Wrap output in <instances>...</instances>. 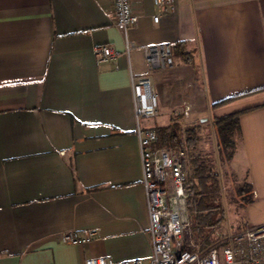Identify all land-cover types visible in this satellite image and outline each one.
I'll use <instances>...</instances> for the list:
<instances>
[{
	"label": "crops",
	"instance_id": "obj_1",
	"mask_svg": "<svg viewBox=\"0 0 264 264\" xmlns=\"http://www.w3.org/2000/svg\"><path fill=\"white\" fill-rule=\"evenodd\" d=\"M131 5L127 55L111 0H0V264L150 257L131 76L149 78L169 109L145 129L175 107L186 125L251 109L231 169L253 192L242 226H264V0ZM96 45L115 61L97 65ZM156 45L170 53L150 70L143 48ZM86 230L89 244L59 239Z\"/></svg>",
	"mask_w": 264,
	"mask_h": 264
},
{
	"label": "built area",
	"instance_id": "obj_2",
	"mask_svg": "<svg viewBox=\"0 0 264 264\" xmlns=\"http://www.w3.org/2000/svg\"><path fill=\"white\" fill-rule=\"evenodd\" d=\"M115 15V26L122 32L125 52L133 48L127 36L130 27L137 24L138 16L132 10V0H111ZM161 11L173 10V0H153ZM158 14L153 17L157 22ZM145 60L150 70L163 69L169 57L166 45L143 48ZM97 65L113 62L115 51L107 45L92 48ZM134 113L137 124V138L142 170V186L149 221V241L151 255L148 259H131L115 262L110 258L96 257L86 259L84 264H260L264 261V226L245 229L227 238L225 246L219 244L201 251L189 244L193 250L184 249V235L189 227L185 210L187 188L182 152L156 148L154 129L140 125L141 118H152L157 110V97L149 78L131 76ZM186 106L183 114L186 116ZM96 237L94 230L82 233L63 232L59 239L65 244L85 245Z\"/></svg>",
	"mask_w": 264,
	"mask_h": 264
},
{
	"label": "trees",
	"instance_id": "obj_3",
	"mask_svg": "<svg viewBox=\"0 0 264 264\" xmlns=\"http://www.w3.org/2000/svg\"><path fill=\"white\" fill-rule=\"evenodd\" d=\"M182 45L181 42L177 46ZM179 52H182L179 50ZM186 56L185 53H183ZM190 59H185L188 62ZM175 96V92H172ZM176 100V98H174ZM235 98L217 102V107ZM172 101H169L171 103ZM175 102V101H174ZM251 109L229 113L211 119L210 128L213 133L214 148L219 162H232L241 141L240 116ZM206 124L186 125L182 122V115H172L165 126L155 127L157 141L156 148L171 149L182 152L183 171L187 197L185 210L189 227L184 235V249L193 250L189 244L205 251L217 244L218 247L227 244V238H218L214 233L221 229L225 219V207L222 201V186L215 160L207 150L209 136L206 134ZM232 168V167H231ZM235 174V173H234ZM236 175V174H235ZM238 181L235 186L237 208L242 210L253 201V192L247 175ZM243 219L233 234L242 232ZM229 238V237H228Z\"/></svg>",
	"mask_w": 264,
	"mask_h": 264
},
{
	"label": "rangeland",
	"instance_id": "obj_4",
	"mask_svg": "<svg viewBox=\"0 0 264 264\" xmlns=\"http://www.w3.org/2000/svg\"><path fill=\"white\" fill-rule=\"evenodd\" d=\"M156 91L157 94V100L159 103V94ZM159 110L160 112V116L155 117V119L152 117L150 119H142L140 120V124L141 126H144V124H162L165 123L164 121L166 120V122L168 121L167 118L163 119L161 115H163L164 113L169 112V109L164 107L163 105H160L159 103ZM179 107H175L172 109L170 115H176L179 117ZM168 117V116H167ZM206 118V116H202L198 119L199 122L203 121ZM185 124V123H183ZM206 124V134L209 136V140L207 142V150L210 151L213 155V158L215 160L216 163V167L217 170L219 172V179L221 182V186H222V201H223V205L225 207V219L223 221V225L221 227V229L217 230L214 233L215 237L218 238H228L231 235H233V233L235 232L236 228H238V224H240V220L242 219V210H239L237 208V204H236V198H235V186L237 185V180L235 179V177H237V175L234 174L233 170L231 169V165L232 162H228L225 164H222L221 162H219L218 160V156L216 155V151L214 148V139H213V133L212 130L210 128V124Z\"/></svg>",
	"mask_w": 264,
	"mask_h": 264
}]
</instances>
